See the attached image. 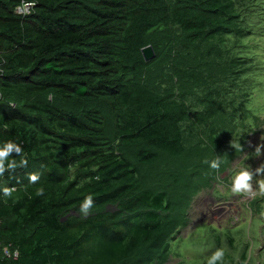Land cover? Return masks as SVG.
Wrapping results in <instances>:
<instances>
[{
  "label": "trees",
  "instance_id": "1",
  "mask_svg": "<svg viewBox=\"0 0 264 264\" xmlns=\"http://www.w3.org/2000/svg\"><path fill=\"white\" fill-rule=\"evenodd\" d=\"M250 1L36 0L24 15L20 0H0V142L28 160L13 154L0 179L15 188L0 192V264L166 260L193 194L213 181L216 169L195 164L227 161L230 88L246 71L228 45L251 34Z\"/></svg>",
  "mask_w": 264,
  "mask_h": 264
},
{
  "label": "rangeland",
  "instance_id": "2",
  "mask_svg": "<svg viewBox=\"0 0 264 264\" xmlns=\"http://www.w3.org/2000/svg\"><path fill=\"white\" fill-rule=\"evenodd\" d=\"M243 18L251 34L228 45L243 57L246 71L230 88L236 118L235 128L227 131L230 150L223 156L227 161L215 158L220 166L212 171L213 181L193 194L186 208L187 224L178 231L161 264H204L218 248H223L225 259L234 263L245 256L248 264H264V191L260 188L264 172L254 175L251 192L231 191L232 177L242 167H249L253 173L264 168V147L260 157L255 154L257 146H264V0L247 3ZM205 164L199 160L195 165Z\"/></svg>",
  "mask_w": 264,
  "mask_h": 264
},
{
  "label": "clouds",
  "instance_id": "3",
  "mask_svg": "<svg viewBox=\"0 0 264 264\" xmlns=\"http://www.w3.org/2000/svg\"><path fill=\"white\" fill-rule=\"evenodd\" d=\"M36 0H20V4L17 7V11L21 14L28 15L31 13V10L35 7ZM233 147L239 148L238 144H233ZM264 146H257L255 154L257 157H260L262 152L261 148ZM21 157L20 165L26 167L28 160L24 158L23 148L20 143H17L13 140H8L5 142H0V179L4 178V175L7 171L15 170L17 168V161L13 157ZM11 158V159H10ZM209 164L211 169H218L220 162L216 159L212 161H205ZM264 172V168H257L255 173L250 170L249 167H242L235 175L232 177L231 181V191L236 194L249 193L253 190V179L254 175H259ZM29 183L35 185L40 180V175L38 173H32L28 175ZM261 191H264V183L260 184ZM0 192L3 193L5 197L11 198L15 192L14 187L2 186L0 187ZM37 197L45 195V189L43 187H38L35 191ZM95 200L94 194H88L80 202L78 209V216L81 218H87L92 214L94 209ZM206 264H225V250L223 248H218L210 256L207 257Z\"/></svg>",
  "mask_w": 264,
  "mask_h": 264
},
{
  "label": "water",
  "instance_id": "4",
  "mask_svg": "<svg viewBox=\"0 0 264 264\" xmlns=\"http://www.w3.org/2000/svg\"><path fill=\"white\" fill-rule=\"evenodd\" d=\"M142 53H143V56L146 62H151L153 59H155L156 55H155V51L152 46H148L145 49H143Z\"/></svg>",
  "mask_w": 264,
  "mask_h": 264
},
{
  "label": "built area",
  "instance_id": "5",
  "mask_svg": "<svg viewBox=\"0 0 264 264\" xmlns=\"http://www.w3.org/2000/svg\"><path fill=\"white\" fill-rule=\"evenodd\" d=\"M0 224H1V220H0ZM2 252H3V256H5L7 258H11V257L17 258L18 257V253L17 252H15L13 254L8 248L3 249Z\"/></svg>",
  "mask_w": 264,
  "mask_h": 264
}]
</instances>
